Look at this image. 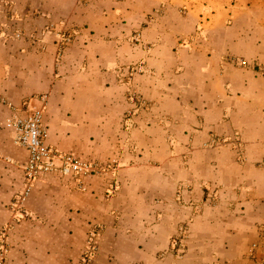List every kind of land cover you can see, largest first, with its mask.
<instances>
[{"label": "crops", "instance_id": "1", "mask_svg": "<svg viewBox=\"0 0 264 264\" xmlns=\"http://www.w3.org/2000/svg\"><path fill=\"white\" fill-rule=\"evenodd\" d=\"M52 21L80 31L60 60L44 31ZM130 91L152 107L129 132ZM4 101L44 108L52 146L117 170L87 179L85 191L59 174L39 179L24 202L37 222L17 223L27 153L6 127ZM263 211L264 0H0V244L13 247L9 264H80L93 226L95 264H254L247 247L259 232L248 218ZM182 223L185 260L170 250ZM43 232L62 251L34 260L33 246L56 241Z\"/></svg>", "mask_w": 264, "mask_h": 264}, {"label": "built area", "instance_id": "2", "mask_svg": "<svg viewBox=\"0 0 264 264\" xmlns=\"http://www.w3.org/2000/svg\"><path fill=\"white\" fill-rule=\"evenodd\" d=\"M55 32V37L58 41V49L60 57L65 48L68 47L74 40L75 34L62 33L57 31L53 26L47 30L50 34ZM23 32L16 34V39L24 38ZM240 66L245 67L247 64L244 61L239 62ZM134 104V108L128 111L126 130L132 131L137 128L138 123L136 118L141 111H145L150 105L139 95L132 94L130 98ZM40 101L47 102L45 96L40 97ZM6 105L12 109L11 118L8 120L6 127L13 133L14 143L27 153V162L24 166V191L19 195L14 203V209L20 215H27L24 209V202L30 195L36 182L52 174H59L63 177L69 178L74 182L77 189L81 191L86 190V180L105 175L110 171H115L117 163L113 162L102 164L98 162H91L82 159L81 157L71 154L63 153L52 146L48 139L49 133L44 125V108H38L27 103L25 107H17L12 103L4 101ZM118 187L117 183H113L110 187L109 195H113ZM215 201L216 197L212 196ZM5 236V233H4ZM97 231L92 230L88 239V255L86 259H90V250H95L94 245L97 243ZM189 239L188 227H181L171 239V248L179 257L185 254L186 246ZM5 244V239L3 241ZM4 248L2 247V250ZM2 264V263H1Z\"/></svg>", "mask_w": 264, "mask_h": 264}, {"label": "rangeland", "instance_id": "3", "mask_svg": "<svg viewBox=\"0 0 264 264\" xmlns=\"http://www.w3.org/2000/svg\"><path fill=\"white\" fill-rule=\"evenodd\" d=\"M161 14V11H159L158 12V15H160ZM155 19V17L154 18H152V20H154ZM64 22H55V21H52V22H49V24H47L44 28H45V33L47 32V30L50 28V26H53L57 31H60V32H62V33H70V32H72V33H74L75 34V37H76V34H78L80 31L78 30V29H76V30H70L68 27H64V24H63ZM150 24V23H149ZM148 25V24H147ZM61 26V28H59V27ZM50 34H54V36H55V32H52V33H50ZM46 35H48V34H46ZM56 38V37H55ZM44 39H45V37H44ZM75 39V38H74ZM137 39H139V35H138V37H137ZM73 42H74V40H73ZM73 42L70 44V45H72L73 44ZM69 45V46H70ZM67 49V47L65 48V50ZM64 56V52H63V54L59 57L58 56V59L60 60L62 57ZM129 85H130V82L128 83ZM132 94H135V93H133V91H130L129 92V99L131 98V95ZM135 95H139V96H141L149 105H150V107H152L151 106V103L150 102H148L142 95H140V94H135ZM130 102H131V100H130ZM131 104H132V107L128 110V111H130V110H132L133 108H134V104L131 102ZM14 105V104H13ZM15 106H17V105H15ZM17 107H19V106H17ZM150 107H148L147 109H144L145 111H141L140 112V114L141 113H144V112H147V111H149L150 110ZM128 111H127V113H128ZM126 113V116H125V118H124V128H125V126H126V121H127V114ZM139 114V115H140ZM138 115V116H139ZM138 118V117H137ZM137 118H136V120H137ZM138 123V122H137ZM125 130H126V128H125ZM56 148V147H55ZM135 147L133 148V150L135 151ZM60 151V150H59ZM62 152V151H61ZM63 153H65V152H63ZM79 157H81V156H79ZM82 159H84V160H87V161H91V162H98V163H102V164H108V163H112V161H105V162H101V161H99V160H95V161H92V160H88L87 158H84V157H81ZM116 168H115V171L117 170V167H118V165L116 164V165H114ZM112 172H114L113 170L112 171H110V172H108V173H112ZM107 173V174H108ZM106 175V174H105ZM105 175H101V176H98V177H95V178H91V179H96V178H103V176H105ZM73 183V182H72ZM114 183H117V182H114ZM119 183V182H118ZM117 183V184H118ZM24 188H25V181H24ZM210 194V196H208V200L210 201V204L212 205V203H214V200L212 199V196H215V195H213V193L210 191L209 192ZM178 194V198L180 197V193L178 192L177 193ZM216 202V201H215ZM23 211H26V213H27V210H26V207H24V209H23ZM20 216V215H19ZM256 218V219H255ZM253 219H255L254 221H253ZM260 221H258L257 220V217H256V215H254V214H251V215H249V218H248V223H250L251 224V226H255V228H257V230H258V232H259V240H254L253 239V241H252V243H250L249 245H248V247H247V253H248V255H249V259L251 260V261H253V263L254 264H264V211L261 213V215H260ZM29 220H31V221H33V222H37V219L35 218V217H33L31 214H27V215H25V216H23V215H21V217H18V219H16L15 221H17V223H19V221H29ZM12 220H10L8 223H10ZM12 222H14V220L12 221ZM188 227V232H189V235L191 234L190 233V228H189V225H188V223H182V224H180V226L178 227V229H177V232L180 230V228L181 227ZM94 229H96V231H97V243H96V245H94V249L95 250H90V253L92 254L91 255V257H90V259H86V255H88V251H89V248H88V239H89V236H90V233L92 232V230H94ZM48 232H51V230H49V229H46ZM100 229L97 227V226H93L91 229H90V231L87 233V239H86V244H85V250H84V254H83V257H84V260H83V262H81L80 264H95V259H96V257H97V255H98V253L100 252V250H101V246H100V231H99ZM4 233L6 234V232L4 231ZM176 235V234H175ZM174 235V236H175ZM43 237H46L47 239L46 240H49V241H52L53 239H55L56 240V238H58V237H56V235H54V233L52 234V233H45V232H43V235H42ZM173 236V237H174ZM191 236V235H190ZM189 240V239H188ZM249 241H250V239H249ZM53 244H49V245H47V246H41V247H39V246H33L32 247V251H30L28 254H32L31 256L33 257L32 259H34V260H40V258H37V256H36V253H44L45 255L47 254V255H49V256H53V255H55L56 253H58L59 251L61 252L62 251V249H61V247L57 244L58 242H57V240L56 241H54V242H52ZM2 247L4 248L3 250H2ZM31 248V247H30ZM188 246H186V250H185V254L184 255H182L181 257H178L180 260H185L184 258L188 255ZM12 250H13V247L12 246H10L9 244H7V241L5 240V244L2 242L1 244H0V264L2 263V264H9V256H10V254L12 253ZM170 250L172 251V248H171V244H170ZM167 252H169V251H165V252H163L162 253V255L164 254V253H167ZM177 256V255H176ZM33 264H37L36 262H33ZM46 264H52V263H49V262H46ZM219 264H222V263H219ZM225 264H229V262H226ZM230 264H235L234 262L233 263H230Z\"/></svg>", "mask_w": 264, "mask_h": 264}]
</instances>
